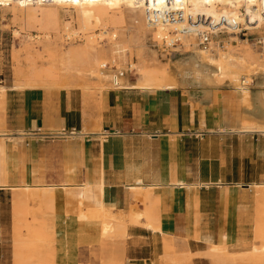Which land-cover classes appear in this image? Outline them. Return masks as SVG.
<instances>
[{"label": "crops", "instance_id": "obj_1", "mask_svg": "<svg viewBox=\"0 0 264 264\" xmlns=\"http://www.w3.org/2000/svg\"><path fill=\"white\" fill-rule=\"evenodd\" d=\"M6 98L1 127L12 133V141H6L7 163L18 165L19 172L25 170L20 178L12 171L8 187L18 181L30 186L41 181V185H56L60 192L65 181L74 186L104 182V202L113 213L125 215L145 208L148 190L157 199L161 230L175 239H188L186 245L179 243L183 249L202 253L205 239L227 246L240 242L247 214L240 198L250 190L248 186L263 183L264 178L258 173L247 178L245 166L248 162L257 169L259 161H264V150L258 133L242 134L232 132L234 126H221L213 100L200 104L177 89L109 91L102 120L89 126L92 130L100 124L101 132H107L109 137L102 142L93 131L74 139L51 134V129L78 134L84 128L83 111L66 95L56 105L39 89L8 91ZM61 164L75 172L66 175L61 170L57 177L52 170ZM139 180L146 189L132 191ZM179 182L187 187L178 186ZM61 197L55 209L60 219L69 202L65 190ZM127 234L130 251L152 248L140 260L145 264L157 260L160 233L131 225Z\"/></svg>", "mask_w": 264, "mask_h": 264}, {"label": "bare ground", "instance_id": "obj_2", "mask_svg": "<svg viewBox=\"0 0 264 264\" xmlns=\"http://www.w3.org/2000/svg\"><path fill=\"white\" fill-rule=\"evenodd\" d=\"M172 1L183 2L186 6H191L195 12L206 14L208 20L202 22L197 30L210 31L214 36H218L222 30L216 25H220L224 17L230 22L243 23L242 12H246V18L250 19L253 29L264 27V0ZM165 2L166 0H0V10L10 11L14 19L24 25L22 32L28 34L27 43L31 48L40 46L43 42L42 37H31L29 30L37 28L45 33L43 38L47 43L44 49L51 55L47 68L37 67L35 63L29 66L28 70L23 67L17 68L18 84L15 90L50 89L51 85L69 90L74 87L73 83L77 80H83V88L89 90L91 84L88 83L94 80L96 83L94 87L99 95L106 90L110 91L112 86L115 90L144 92L180 89L190 93L191 100L203 103L209 100L214 92L229 86L241 97L243 103L248 104L245 113L250 118L238 128H232V132L264 135V54L256 56L247 41H241L231 34L230 41L225 47L219 48L218 44L213 42L211 50L204 51L198 47L197 35L190 30L189 24H161L155 28L148 26L145 18L148 5L156 4L161 8ZM63 15L68 16L71 22L62 24ZM210 17L213 19L209 22ZM126 24L129 25L128 28H125ZM51 33L60 36L61 46L57 42H52ZM20 34L22 33L16 32L17 36ZM132 36L140 39L150 36L163 54L167 51L163 47H168L171 39L177 38L181 41L177 48L182 49L183 58L173 65L161 66L157 56L149 63L143 54L138 52V63H132L129 56L132 51ZM138 47L141 48L140 45ZM163 56H169V53ZM126 64H129L127 71L122 73L134 72L136 80L133 84L129 77L125 75L124 78H120L118 73L121 72L115 73L111 69L115 68L113 65H117L118 69L125 68ZM108 68L111 70L106 71ZM252 77L257 78V92L254 97L250 89ZM4 94L5 88L0 87L2 98ZM1 108H4L3 102ZM0 121L3 123V119ZM49 131L52 135L67 139L83 138L88 134L86 127L78 134L77 132L66 134L61 129ZM92 131L98 134L101 140L106 138L103 135L107 132H101L100 124ZM7 140L12 141L11 136L0 131V191L10 190L14 193L12 200L15 225L14 264H23L27 248L36 241V237H45L42 226L36 228L28 223L25 226L26 237L22 235L19 224L22 223L21 216L24 211L37 208L41 222H44L42 220H45L49 213L56 217L55 220L66 222L68 216L60 219L55 215L56 207L62 202L64 190L69 205L77 214V220L98 225L102 238L123 237L127 234L128 224H131L175 239L161 230L157 199L148 190L144 197L145 208L141 211L132 209L125 215L123 212L113 213L104 202V182L96 186L86 184L74 186L67 182L61 185L60 192H56V185H40L41 183L34 186L8 187ZM20 143L21 140L17 141V147ZM178 186L187 187L183 182H179ZM248 187L255 190L257 213L254 237L255 241L261 242V246L253 245L246 249L245 245L240 243L227 246L216 244L212 239H205L207 249L202 255L211 264H229L238 259L264 260V182ZM143 189L146 187L144 188L141 180L137 181V186L132 187V191ZM64 225L67 227L70 223L66 222ZM43 228L45 229V225ZM63 233L66 232L59 231L56 234L60 236ZM167 247L171 249V245L167 244ZM233 249L239 251L233 252ZM188 254L196 257L201 253Z\"/></svg>", "mask_w": 264, "mask_h": 264}, {"label": "rangeland", "instance_id": "obj_3", "mask_svg": "<svg viewBox=\"0 0 264 264\" xmlns=\"http://www.w3.org/2000/svg\"><path fill=\"white\" fill-rule=\"evenodd\" d=\"M67 22H71V20L68 16L63 15L62 24ZM128 26L129 25L126 24L125 28H128ZM22 28H25L24 25H22V23L17 19H14L10 11L4 12L0 10V87L5 88L4 98L0 96V120L3 119V116L5 117V104L7 99L6 93L8 91H25L15 90V86L18 84L16 81V69L23 67L28 70L29 66L33 63H35L37 67L47 68L48 62L51 60L50 53L46 52L44 49V46L47 43L46 39L43 38L45 33L37 28L29 30V35L31 37H42L43 42L40 46L31 48L27 43L28 34L26 32H22ZM16 32H20L22 34L17 36ZM128 36L130 37L129 34ZM51 37L52 42H57V44L61 46L62 42L60 40V36L56 35V33H51ZM238 38L241 41H247L256 56H262L264 54V45L259 44V41L264 42V27L256 30H250L247 33V36ZM131 39L133 40L131 42L132 51L129 53V56L131 58L130 62L132 63H138V52H141L149 63H152L154 56H157L161 66H166L168 64L173 65L183 58L182 49L177 47H163L167 50L166 53L163 54L159 47L153 43L150 36L144 39L132 36ZM220 40L225 43V47L226 43L230 41V36L225 34L219 39H214V42L218 43ZM235 44L236 43H234V45ZM139 45L141 48L138 47ZM167 53H169V56L164 57L163 55ZM109 66L111 67V65ZM113 66H115V68H111L112 71L118 73L127 71L129 64L124 65L125 68L119 69L117 68V65ZM134 74L135 73L133 72L126 75V77L130 78L132 84L136 80ZM252 79L253 83L250 86V89L252 92L251 95L254 97L257 92V78L252 77ZM73 84L74 87L69 90L55 85H51L50 89L43 88L39 90L43 91L53 100L50 101L52 105L57 104L60 96L63 97L66 95L69 99H74V106L76 109H81L83 111L82 126L86 127L87 133L89 134L92 131L89 126L93 122L96 123L97 121L102 120L101 111L103 110V101L105 100L106 95H108L109 90H106L102 95H99L94 87V84H96L94 80L88 83L91 84L89 90H85L83 88V80H77ZM114 90L115 88L112 86L110 91ZM180 91L187 96L190 94L183 90ZM210 100L211 101L209 102L211 103L213 100L214 105L216 106L215 111L218 112L217 121H220L221 126H234L235 128H238L244 121H249L250 118L245 113V108L248 104L243 103L241 97L235 93L231 87L224 86L219 91L214 92L211 95ZM1 102L4 103V108H1ZM200 104H197V106L200 107ZM78 113L79 112H77V115H79ZM2 125L3 123L0 121V127ZM0 131H2V133L12 135V133L4 127H1ZM72 131L74 130L67 129V132L69 133ZM106 136L107 135H104V137ZM256 138L261 139V149L264 150V135L257 134ZM103 140L104 139L101 141L103 142ZM64 164H61L59 169L56 168V170H52L54 175L56 174V176L59 177L57 174L58 172H61V170L66 172V175L75 172L69 165L64 166ZM257 167L258 168L256 169V165L253 166L248 162L246 163L245 173L249 174L247 175V178H250L251 176L254 177L255 173L264 174L263 160L259 161ZM18 168V165L14 166V164L9 165L7 163L9 177L14 174L12 173L14 170L19 178L22 177L23 171L25 170H21L19 172ZM67 182L72 184L70 181L61 183L67 184ZM261 182H264V178ZM39 183H41V181L37 182V184ZM246 183H248V180L245 184ZM24 185L25 183L23 181H18L17 185L14 187H21ZM243 189L247 188L243 187ZM13 198V191H0V264H14L13 252L15 225L12 205ZM240 200L241 205L244 207L247 214L246 218L245 216L243 217L244 224L242 225L243 229H241L239 243L245 245L244 247L246 249L251 248L253 245L261 246V242L255 241L254 237V225L257 213L255 207V190H247ZM39 216L40 213L37 208H31L28 211H24V214L21 216L22 223L19 224V229L21 230L23 236L26 237L27 234V229L25 227L26 223L36 228H40V226H42V231H45V237H36V241L27 248L23 264H145V262L139 258H144L143 256L145 254H147L145 256H148L151 253V247L130 251L126 243L128 240V234L123 237L112 236L109 238H102L100 236L98 225H88L86 222L77 220V214L75 213L74 208L69 205V202L68 211L65 214V216H68V218H66V222L70 223L67 227L64 225L66 223L64 220H59L58 222V220H55L56 217H52L50 213L45 220H42L44 222L40 221L41 219ZM43 225H45V229L43 228ZM49 226L51 228L48 229ZM128 226H131V224H128ZM59 231H65L66 233L59 236L56 234ZM50 238H52L53 241ZM195 239L199 240V235H196ZM187 240L171 239L169 237L162 236L161 245L159 243L156 244L157 252L159 249L161 254L157 257V260H153L152 263L148 262V264H211L205 259V256L202 255L204 253H201L196 257L191 256L188 254V252H190L189 250H185L179 245V243H184L186 245ZM167 244L171 245V249L167 247ZM232 251L238 252L239 249H233ZM195 258H199V260L196 262L194 261ZM229 264H264V260L257 261L238 259Z\"/></svg>", "mask_w": 264, "mask_h": 264}, {"label": "built area", "instance_id": "obj_4", "mask_svg": "<svg viewBox=\"0 0 264 264\" xmlns=\"http://www.w3.org/2000/svg\"><path fill=\"white\" fill-rule=\"evenodd\" d=\"M244 22L243 23H235L227 21V19L224 17L222 20V23L220 25H216L219 29H222L218 36H214L210 33V31L206 32H200L197 30V27L200 26L202 22L207 21L208 17L204 13H198L193 10L191 6H186L183 2H175L172 0H166L163 7L159 8L156 4L155 5H148L146 9V23L148 26L155 28L158 25L161 24H189L190 30L195 33L197 36L198 41V47L203 49L204 51L211 50V43L214 42V39L220 38L223 35H233L238 37L247 36V33L250 30H256L253 29L254 26L251 24V21L249 18H246V12H242ZM264 15V14H263ZM213 19V17H210L209 22ZM170 45L168 48L177 47L181 41L177 38L171 39ZM215 43V42H214ZM218 44L219 48L224 47V42L220 40V42L215 43ZM259 44H263V41H259ZM222 45V46H221ZM264 49V48H263ZM109 69V68H108ZM107 70V69H106ZM131 71H129L130 73ZM132 73V72H131ZM120 78H124L126 72L124 73H118ZM120 90V89H118ZM74 132V131H73ZM72 132V133H73ZM76 134V133H75Z\"/></svg>", "mask_w": 264, "mask_h": 264}]
</instances>
